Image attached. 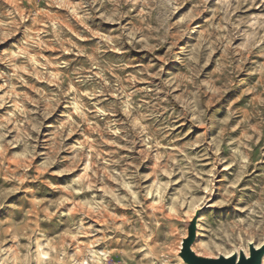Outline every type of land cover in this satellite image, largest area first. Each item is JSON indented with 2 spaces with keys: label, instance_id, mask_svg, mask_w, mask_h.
<instances>
[{
  "label": "rangeland",
  "instance_id": "obj_1",
  "mask_svg": "<svg viewBox=\"0 0 264 264\" xmlns=\"http://www.w3.org/2000/svg\"><path fill=\"white\" fill-rule=\"evenodd\" d=\"M194 218L264 240V0H0V264H185Z\"/></svg>",
  "mask_w": 264,
  "mask_h": 264
},
{
  "label": "water",
  "instance_id": "obj_2",
  "mask_svg": "<svg viewBox=\"0 0 264 264\" xmlns=\"http://www.w3.org/2000/svg\"><path fill=\"white\" fill-rule=\"evenodd\" d=\"M196 237V219L194 218L187 229V237L182 241L180 257L185 264H261L264 256V243L259 248L253 244L248 245L249 255L246 257L243 251H239L238 258L236 255L230 257L219 256L215 259L202 258L197 256L191 246Z\"/></svg>",
  "mask_w": 264,
  "mask_h": 264
},
{
  "label": "bare ground",
  "instance_id": "obj_3",
  "mask_svg": "<svg viewBox=\"0 0 264 264\" xmlns=\"http://www.w3.org/2000/svg\"><path fill=\"white\" fill-rule=\"evenodd\" d=\"M263 243H264V240L263 241H261V242H259V243H257V244H254V243H247V250H242V249H240L239 251H243V253L245 254V256L247 257L248 255H249V253H248V245L249 244H253V246L255 247V248H259L261 245H263ZM180 248H181V246H180ZM180 248H179V252H180ZM191 250L198 256V254L191 248ZM239 251L238 252H234L233 254H231L230 256H232V255H236L237 256V258H238V255H239ZM230 256H224V257H230ZM261 264H264V256H263V258H262V261H261Z\"/></svg>",
  "mask_w": 264,
  "mask_h": 264
}]
</instances>
